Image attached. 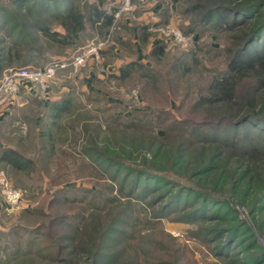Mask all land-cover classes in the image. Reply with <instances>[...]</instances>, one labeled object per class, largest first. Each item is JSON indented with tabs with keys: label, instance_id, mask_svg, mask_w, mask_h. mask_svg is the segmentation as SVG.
<instances>
[{
	"label": "rangeland",
	"instance_id": "374dc122",
	"mask_svg": "<svg viewBox=\"0 0 264 264\" xmlns=\"http://www.w3.org/2000/svg\"><path fill=\"white\" fill-rule=\"evenodd\" d=\"M221 1L158 0L157 9L141 0H0V58H7L0 83L11 68L44 66L107 41L100 59L60 70L43 85L26 83L0 106V151L13 147L34 160L22 172L0 161L22 193L12 205L0 185V264H66L72 245L80 253L98 244L106 247L101 264H264V169L251 182L235 167L245 152L264 156V126L231 121L199 102L241 43L238 30L199 20L204 7ZM91 6L113 13V23L94 27ZM65 8L86 17L72 44L40 31L63 32ZM128 23L145 25L136 31ZM157 44L164 53L152 56ZM133 59L163 85L145 91L138 77H110ZM178 61L180 73L169 75ZM251 85L238 79L240 101ZM63 99L71 100L69 112L53 122L51 106ZM42 145H55L54 154H42ZM203 151L219 154L217 170L195 163ZM53 228H65L53 241L61 245L57 255L39 249Z\"/></svg>",
	"mask_w": 264,
	"mask_h": 264
},
{
	"label": "trees",
	"instance_id": "16d2710c",
	"mask_svg": "<svg viewBox=\"0 0 264 264\" xmlns=\"http://www.w3.org/2000/svg\"><path fill=\"white\" fill-rule=\"evenodd\" d=\"M169 1L174 5L181 0ZM202 7L203 6H197L196 8ZM60 17V24L64 28L63 32L57 30L50 31L49 28L44 26L40 28L41 33L56 43L72 44L77 42L87 25L84 13L76 8H65ZM114 18L115 15L113 13H107L97 6L90 7L89 19L94 27H109L113 23ZM199 20L203 23L212 22L218 27L224 26V29L230 31L238 30L240 33L239 39L241 41L235 48L232 58L228 61L226 69L216 73L210 78L207 84V93L203 96L201 95L199 98L200 104L212 108L216 105V111L222 112L223 117L234 122L241 121L240 123H244L246 121H256L257 127H260L259 129L262 130L261 128L264 126V120H261L264 119V0H222L214 6L204 7L202 12H200ZM224 23L225 25H223ZM163 53L164 46L159 44L155 45L151 51L152 56L162 55ZM6 62L7 58H0V74L6 67ZM182 64H184L183 61L172 64V67L168 69V74H179ZM150 71L151 70L148 69L143 62L138 59H133L120 67L119 74H112L110 77L121 82L131 79L133 76L136 78L138 77L146 91L151 87V84H153L154 87L163 85L162 82L157 79L155 73ZM243 77L249 78L250 81H252V85L250 87L251 92L249 97L246 100L240 101L236 95V84L238 79ZM70 107V99H63L62 101L53 103L51 106L52 112L50 118L53 122L56 121V119L62 117L63 114L69 112ZM48 125L51 124L48 122ZM42 135L45 134L42 133ZM46 135L51 141V133ZM54 148L55 145H51V149H47L46 145H42L39 149L40 151L42 150V154L47 153L52 156V154H54ZM60 151V153L69 156L68 152ZM244 154L242 160L236 162L235 167L243 169L246 176L253 182L258 177V173L264 169V156L261 155V157H259L260 154L257 153L245 152ZM218 158L219 154L216 151H203L195 163L199 165H201V163L212 164L214 166L211 167V171H214L218 169V164L215 163ZM0 161L11 166L18 172L34 169V167H32L34 164L33 158L13 147L1 149ZM88 165V170L90 172L96 170V167H92L89 162ZM128 169L132 170L134 168L128 167ZM141 170L148 173L146 171L147 169L142 168ZM143 172L142 174H145ZM150 176L152 177V175ZM69 202L72 201L69 200ZM65 216L67 219L69 218L68 215ZM65 216H61L59 219ZM52 221H54V219H52ZM55 221L51 222V228L56 226ZM66 226H70L69 229L73 226L75 227L74 229L79 230L74 224ZM66 229L70 236L71 233L68 228ZM63 230H65V228H53V231L44 234L45 239L47 238L48 240L45 241L42 239L41 243L39 242V244H41L39 249L42 250L45 248L48 249L49 252H54V254L57 255L61 250V245L58 243L53 245V241ZM79 247L81 246L72 245L73 252L70 253L68 258L61 261L66 262V264L102 263L101 257L103 256V250L106 249L105 246L103 247V245L98 244L96 250L83 249L78 253V250H80ZM53 261H55V256Z\"/></svg>",
	"mask_w": 264,
	"mask_h": 264
},
{
	"label": "built area",
	"instance_id": "2783aa9c",
	"mask_svg": "<svg viewBox=\"0 0 264 264\" xmlns=\"http://www.w3.org/2000/svg\"><path fill=\"white\" fill-rule=\"evenodd\" d=\"M125 2L127 5H130V0H125ZM167 31L172 33L177 39L182 40L184 38L179 30L168 29ZM106 43V40L92 43L84 52L78 55H72L67 58H56L44 66H23L7 70L0 83V106L9 103L10 98H14L19 92L20 87L26 83L43 85L49 80L54 79L60 70L82 67L86 65L88 59L91 57L100 59L101 52ZM0 185L9 203L16 205L21 201V191L10 185L7 176L3 172H0Z\"/></svg>",
	"mask_w": 264,
	"mask_h": 264
},
{
	"label": "crops",
	"instance_id": "0c3cea01",
	"mask_svg": "<svg viewBox=\"0 0 264 264\" xmlns=\"http://www.w3.org/2000/svg\"><path fill=\"white\" fill-rule=\"evenodd\" d=\"M141 2H143V3H142V7H144V8H149V7L151 8V7H154V6H155V8H157V5H159L158 0H146V1H145V0H143V1L141 0ZM157 9H158V8H157ZM156 11H157V10L155 9V12H156ZM144 21H145V20H144ZM144 23H146V22H144ZM128 25L130 26L129 23H128L126 26H128ZM144 25H145V24L141 23L140 25H139V24L137 25V28H135V27L133 28V26H130V28H131V29H135V30H136V29L139 30V29H141V27H143ZM136 31H137V30H136ZM136 34H137V35H135V36H138V33H136ZM135 36H134V37H135ZM138 37H139V36H138ZM97 74H98V73H96L95 75L97 76ZM98 76H99V75H98Z\"/></svg>",
	"mask_w": 264,
	"mask_h": 264
}]
</instances>
